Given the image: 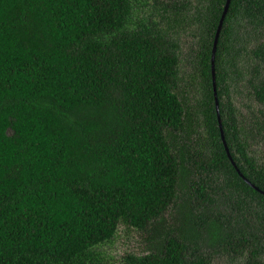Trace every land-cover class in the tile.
Segmentation results:
<instances>
[{"label": "trees", "instance_id": "obj_1", "mask_svg": "<svg viewBox=\"0 0 264 264\" xmlns=\"http://www.w3.org/2000/svg\"><path fill=\"white\" fill-rule=\"evenodd\" d=\"M225 2L0 0V264H264V112L249 129L231 99L248 74L264 105V0L230 1L215 51L234 164L211 69ZM120 226L142 253L99 250Z\"/></svg>", "mask_w": 264, "mask_h": 264}, {"label": "rangeland", "instance_id": "obj_2", "mask_svg": "<svg viewBox=\"0 0 264 264\" xmlns=\"http://www.w3.org/2000/svg\"><path fill=\"white\" fill-rule=\"evenodd\" d=\"M184 26L185 30H181V33H179L178 35L179 37L177 41L179 44L180 54L179 73L180 77L183 80V88L186 89L185 82L188 78V75L192 73L193 66H195L194 64H192V61L194 60V49L197 46V39L193 32L190 33L191 31L188 26ZM253 38L254 37L248 36L249 41H251V43H249V46H254L255 40ZM242 40H244V38ZM245 68L244 69L247 71L250 68V63L245 65ZM261 70L258 74L260 78L264 77V72L263 70ZM247 77L248 74H245L235 82L234 87L231 88V99L233 105L238 111V119L241 121L242 124H246L245 126L250 129V123L254 119V115L255 117H259V111L264 112V105L260 103L254 96L253 87L257 84V79L251 80V83H249ZM184 93H187V89ZM263 143L264 140H261V137L259 136L258 139H255L253 140V142H251V147L253 150H259V154L264 155ZM145 247V236L142 233L134 229H128L124 228L123 226H120L113 243L102 245L99 250L107 258L121 260L122 256L126 253H142ZM232 258V255L217 252L213 254V263L239 264L241 261H243L242 258L236 260H232Z\"/></svg>", "mask_w": 264, "mask_h": 264}, {"label": "water", "instance_id": "obj_3", "mask_svg": "<svg viewBox=\"0 0 264 264\" xmlns=\"http://www.w3.org/2000/svg\"><path fill=\"white\" fill-rule=\"evenodd\" d=\"M230 1L231 0H226V2H225L224 9H223L221 18L219 20V24H218L217 30L215 32L213 48H212V55H211V69H212V84H213L214 102H215V108H216V113H217V119H218V124H219V128H220L221 138H222V142H223L226 154H227L228 158L231 160V162L234 164V162H233V160L231 158L228 146H227L226 141L224 139L223 132H222L221 119H220V114H219V103H218V98H217L216 84H215V74H214L215 51H216V47H217L218 38H219V35H220V32H221V28H222V25H223V21L225 19L226 13H227L228 8H229ZM239 174L242 176V174L240 172H239Z\"/></svg>", "mask_w": 264, "mask_h": 264}]
</instances>
